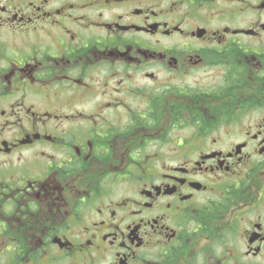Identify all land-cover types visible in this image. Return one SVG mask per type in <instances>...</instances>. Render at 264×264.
Here are the masks:
<instances>
[{
	"label": "flooded vegetation",
	"instance_id": "obj_1",
	"mask_svg": "<svg viewBox=\"0 0 264 264\" xmlns=\"http://www.w3.org/2000/svg\"><path fill=\"white\" fill-rule=\"evenodd\" d=\"M0 264H264V0H0Z\"/></svg>",
	"mask_w": 264,
	"mask_h": 264
}]
</instances>
